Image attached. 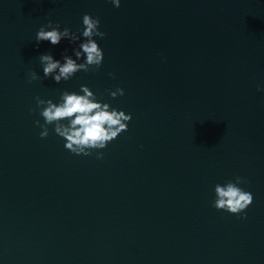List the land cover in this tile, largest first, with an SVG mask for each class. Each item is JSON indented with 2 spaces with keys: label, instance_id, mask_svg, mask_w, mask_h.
Returning a JSON list of instances; mask_svg holds the SVG:
<instances>
[{
  "label": "water",
  "instance_id": "95a60500",
  "mask_svg": "<svg viewBox=\"0 0 264 264\" xmlns=\"http://www.w3.org/2000/svg\"><path fill=\"white\" fill-rule=\"evenodd\" d=\"M86 13L106 33L101 67L45 78L40 55L77 59ZM49 20L81 38L37 44ZM81 85L132 116L103 159L67 150L53 125L42 139L30 112ZM258 85L264 0H0V264H264ZM236 176L246 219L211 206Z\"/></svg>",
  "mask_w": 264,
  "mask_h": 264
},
{
  "label": "clouds",
  "instance_id": "9594fccd",
  "mask_svg": "<svg viewBox=\"0 0 264 264\" xmlns=\"http://www.w3.org/2000/svg\"><path fill=\"white\" fill-rule=\"evenodd\" d=\"M111 3L119 8L121 0H111ZM100 23L98 17L94 18L87 13L83 15L81 35L84 40L79 44V51L73 50L76 60L64 55L62 64L50 54L40 55L39 61L43 67L44 77H51L58 84L61 81H68L79 71H98L103 63L104 53L94 37L103 39L106 35L100 30ZM65 38L74 43L81 37L68 27H64L61 31L60 24L57 22L53 25L51 20L47 25L41 26L36 33L37 44L47 41L55 46ZM82 56L84 62L77 63ZM28 76L29 83L39 79L34 70L30 71ZM109 76L115 78L114 73H109ZM257 90L264 91V86L258 85ZM80 92L82 94L64 91L59 103L36 97V108L30 109V112L40 110L39 114L44 123L41 124L37 120L35 124L42 129L39 134L42 139L48 137V126L53 125L55 134L66 141L67 150L75 155L84 156H91L95 151L96 158L103 159L104 153L99 150L106 148L121 133L128 131V122L131 121L132 116L130 113L111 107L108 103L98 101L94 92L86 85H81ZM109 94L113 98L118 95L123 96L124 89L117 88L115 91H109ZM244 183L248 181L241 176H236L234 181L216 184L211 206L218 211H225L246 219V215L240 214L245 213L252 204L253 195L239 186Z\"/></svg>",
  "mask_w": 264,
  "mask_h": 264
}]
</instances>
